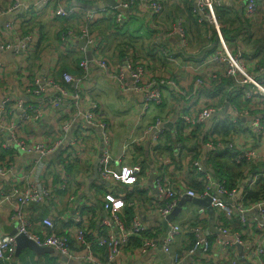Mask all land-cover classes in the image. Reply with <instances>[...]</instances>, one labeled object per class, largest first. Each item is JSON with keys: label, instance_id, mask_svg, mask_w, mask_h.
<instances>
[{"label": "built area", "instance_id": "2783aa9c", "mask_svg": "<svg viewBox=\"0 0 264 264\" xmlns=\"http://www.w3.org/2000/svg\"><path fill=\"white\" fill-rule=\"evenodd\" d=\"M114 1L116 7L105 6V1L101 0L87 8L74 0H0V21H3L0 26V79H13L21 93L13 96L0 92V150L38 157L36 163L24 171L16 170L12 163L0 157V179L9 178L8 183L0 181V211L6 203H11L13 209L9 219L15 224L16 231L15 235H0V261L12 258L16 235L24 234L38 246L50 247L72 261L81 259L74 245L86 261L96 264H116L117 261L128 264L160 246L171 264H178L182 253L175 250L174 244L178 237H182L191 246L189 253L200 251L207 258L212 243H215L217 255L222 257L241 246L243 260L264 264V197L246 204L241 196L244 187L256 189L264 184V168L259 166L258 170L240 180L241 185L238 181L231 188L214 176L210 167L203 166L202 161L190 158L185 168L194 171L200 189L176 187L168 174L176 170L178 159L187 152L182 140L177 138L178 131L171 153L158 152L164 131L161 122L156 121L144 132V137L149 136L150 159L158 172L155 174L156 194L146 203L136 202L130 194H116L115 188H131L140 169L128 164L122 165L117 172L112 169L119 159H115L110 151V126L100 119L95 104L81 100L83 94L88 93L83 82L92 66L104 71L121 90L131 89L141 95L139 117L146 115L152 105L161 103L164 98L162 89L166 88L170 95H180L186 102L178 117L177 128H182L184 138H190L193 130L199 128L202 131L217 112L218 97H203L202 91L218 85V90L230 95L226 103L229 116L213 126L223 122L237 129L227 139L207 130L203 134L206 135L203 146L220 156L218 160L230 156L234 164L260 165L264 159V0H167L174 6L187 9L200 27L205 41L202 52L212 48L198 61L184 58L189 55L190 36L183 19L178 18L169 28L157 26L156 19L166 12V2ZM131 9L146 11L147 26L155 30L157 56L191 74L187 90L168 77L152 78L148 71L150 64L138 62L127 46H122L119 63H108L105 59L106 42L96 34L94 26L110 19L120 28L126 21L124 13ZM46 14L61 21L58 46L63 53L79 56V76L63 72L54 77L60 53L57 57L54 47H44L37 25V19ZM222 15L237 18L239 15L243 23L236 24V18H231L232 22L224 21ZM71 18L78 19L77 25L65 22ZM172 37L178 39L179 53L166 44ZM5 54L14 64H7L1 58ZM150 62L153 63L151 59ZM38 66L45 70L43 75L35 69ZM52 109L59 110L52 128L53 135H36L35 127ZM76 120H80L79 124H75ZM94 131L101 136L96 164L99 182L96 184L105 191L97 195L101 210H96V215L88 211L91 205L83 202L80 190L74 189V179L68 172L69 166H75L85 157L83 139L93 135ZM138 141L133 135L127 139L125 157H130L131 148L143 140ZM55 153L57 156L51 158ZM55 175L56 180H53ZM62 195L67 200L65 210L58 209ZM184 196L199 200L209 198L214 216L224 224L234 223L235 227L223 225L210 242L194 222L181 225L170 221L166 233L160 237L157 225H147L139 217L140 211L146 216L165 218ZM113 198L119 206H126L131 211L128 223L118 217V206L111 203ZM31 204H44L50 208V216L39 223L45 228L42 236L28 233L32 222L24 216L23 209ZM204 213L203 206L198 205L195 214L202 216ZM93 219L95 230L90 228ZM62 225L66 228L60 231ZM70 236L76 244L71 243ZM135 239H139L141 245L131 249L128 244ZM101 250L106 255L102 262L97 256ZM218 262L216 264H220Z\"/></svg>", "mask_w": 264, "mask_h": 264}, {"label": "crops", "instance_id": "0c3cea01", "mask_svg": "<svg viewBox=\"0 0 264 264\" xmlns=\"http://www.w3.org/2000/svg\"><path fill=\"white\" fill-rule=\"evenodd\" d=\"M84 1L86 5H84V3L81 4L80 2H78V4L80 3V5L84 7L92 5L89 3L92 0ZM161 1L166 2L167 6L166 12L156 19L157 26L169 28L178 18L183 19L184 26L190 36L188 48L189 55L184 58L198 61V55L202 53V50H204L203 47L205 46V41L201 37L202 33L200 27L193 21L187 9L174 6L172 3H168L167 0ZM124 15L126 21L120 28H115L109 22L104 20L94 26V31L99 33V35L105 39V59L108 63H115V61H118L119 63V52L122 54V46H127L132 50L134 57L138 62L150 64L148 71L152 78L158 79L160 77H168V79L176 81L182 89L187 90L191 84V74L165 63L163 59L158 57L155 53V30L147 26L149 21L146 11L143 9L136 11L131 9L126 11ZM233 18L237 19L236 24L240 25L243 23V21L240 20L239 15L238 18L237 16ZM65 22L71 25H77L78 19L71 18ZM48 24L52 25V27H48ZM54 24H56V26L58 25V27L53 26ZM37 25L39 27L44 47H54L57 52V57L58 53H60L58 60L59 65L66 66L65 69H67L72 75L76 73L79 69L77 68L76 61H72V59L74 60L77 58L78 60L79 56L77 54L63 53L58 46V29L61 25V21L55 20L51 18L50 15L46 14L37 19ZM238 25H236V27H239ZM166 44H169L175 53H179L177 37H172L169 41L167 40ZM1 58L7 64H14L11 59L9 60L11 57L8 54L2 55ZM150 59L153 63L150 62ZM10 66L13 67V65ZM35 69L38 70L40 75H43L45 72V70L39 66ZM90 69L89 76L83 82L84 90L88 93L85 95L83 94L81 100L86 103L91 102L95 104L100 112V119L103 122L108 123L110 126V151L115 159H119L118 163L112 165V169L117 172L122 165L124 166L126 164L140 169L138 175H136V182L131 188L124 186L117 187L115 188V193L130 194L132 196L131 199L136 200V202L146 203L156 194L155 174L158 172L156 166L153 164L154 161L152 162L150 159V156L152 157V150H149V136L144 137V132L147 127H150L156 121L161 122L164 134L157 150L162 154H170L171 146L176 140L178 117L180 116V112L184 111V105H186V102L182 96L170 95L168 90L163 88L162 92L164 93V98L161 103L152 105L146 115L139 117L140 103L142 101L140 94L133 92L131 89L123 91L120 89L116 81L106 76L104 71L94 66L90 67ZM79 72L81 74L80 70ZM0 92L1 94L11 93L13 96H19L21 94L17 83L11 78L7 80L0 79ZM202 95L206 98L209 96L218 97V110L202 128L203 135L204 132L212 127L217 121L221 122L229 116V110L226 103L228 104L230 95L227 94V92H223L221 89L218 90L216 86H213L208 91H202ZM26 100H28V98ZM186 101L188 102L189 99H186ZM58 112V109H52L47 112L46 116L35 127L37 129L36 135H53L52 128L54 127ZM79 122L80 120H76L75 124H79ZM169 123H172L171 127L168 126ZM132 135L138 138L139 141H143L131 148L129 153L130 157H125L128 148L125 146V142ZM83 141L85 144V157L82 160H79L74 167L69 168L68 172L74 179V189L80 190V197L83 199V202L88 205H93L95 210L100 212L101 203L99 199H97V195L104 193V191H102L101 187H98L96 184L99 182V179L94 176V167L97 164L100 154L101 136L98 131H94L93 135L84 137ZM192 143L193 141L187 143L185 149L187 153H183L178 159L176 170H172L168 174L170 181L176 187L185 186L190 189H200V184L195 179L196 175L194 171H189L185 168L188 165V160L197 150ZM189 146L193 148V150H189ZM260 151L261 149L259 148V152ZM199 154L200 155L197 156V159L202 161V165L205 167H210L211 160H217L220 158V156L214 154L210 148L205 146H201ZM142 156L143 158L139 159ZM0 157L2 159L4 158L5 162L12 163L15 169L19 171L30 169L36 163L38 158L36 156L24 155L20 152L14 154L1 150ZM175 162L176 161H174V163ZM260 166L261 168H264V159L260 162ZM0 181L8 183L9 178H2ZM88 181L89 186L86 188V183ZM111 203H113L114 206H118V213L121 214L124 209L123 205L119 206V203L115 198L111 200ZM66 205L67 200L64 198V195H62L58 203V209L65 210ZM197 206L198 205L191 202L184 204L179 215L172 221L179 222L181 225L190 221L194 222L202 229L203 235L208 237L210 242L214 241V237L217 236L219 229L223 225L229 226L230 228L235 227L234 223L227 222V224H224L223 220L221 221L219 217L214 216L213 225L216 231L208 234L209 215L203 207L205 212L204 215L197 216L195 214V208ZM12 209L11 203H6L2 211H0V235H4L5 229L7 228H15V224L9 219ZM23 213L24 216L32 222L31 227L28 229V233L34 236H42L45 233V228L39 223L42 219L50 216V208L44 204H31L24 207ZM139 217L147 225H157L160 228V237L163 236L162 227L155 220L157 217L154 215L146 216L140 211ZM65 228L66 227L62 225L59 227V230L61 231ZM70 239L72 240L71 243L73 245L76 244L71 236ZM190 247L189 243L185 242L182 237L177 238L174 248L182 253L178 264H216L218 261L220 264H254L252 261L249 263L248 261L243 260V257L237 248L234 249V252L228 254L225 253L222 257H218L215 243H212V248L206 258V256H203L200 251L189 253ZM73 248L76 249L78 257H81L78 261H64L60 258V255L56 254V252L53 255L47 253L38 256L32 251L25 249L22 250L18 256L13 255L8 261H0V264H96L86 261L81 256L78 247L74 245ZM97 256L104 259L106 255L104 251H98ZM128 264H171V262L170 258L166 256L162 252L161 247L158 246L154 249H150L143 256L129 261Z\"/></svg>", "mask_w": 264, "mask_h": 264}, {"label": "trees", "instance_id": "16d2710c", "mask_svg": "<svg viewBox=\"0 0 264 264\" xmlns=\"http://www.w3.org/2000/svg\"><path fill=\"white\" fill-rule=\"evenodd\" d=\"M74 1L77 3L80 2L81 4H83L85 2L84 0H74ZM98 1H101V0L90 1L89 3H91L92 5H89L88 7L95 5ZM84 5H86V4L84 3ZM222 18L224 21L232 22L231 19L229 20L228 18L225 17V15H222ZM106 21L109 22L115 28H117L116 25L112 24L110 19L106 20ZM96 34L102 39V41H105V39H103L99 35V33H96ZM119 56L121 57L120 52H119ZM79 60H80L79 58H78V60H77V58H75L74 60L72 59V61H76L77 65H78ZM65 68H66V66L59 65L58 70L54 73V77L60 75L63 72H69ZM73 75L79 76L80 75L79 70L76 73H74ZM216 87H218V85ZM236 129L237 128L230 126V125H227L226 123L222 122L219 125L210 127L208 130L215 131L221 138L227 139L229 136L233 135V133L234 134L236 133ZM177 131H178L177 138H180L182 140L185 149H186L187 143L193 141L192 144L194 147L197 148V150L195 151V154H194L195 156L194 155L191 156V160L195 161L197 159V156L200 155L199 151L201 149V146H203V144L205 143L206 135L203 136L202 131L199 128L192 131L190 138H187V137L184 138L182 136L183 135L182 134V128H177ZM188 149L193 150V148H191L190 146L188 147ZM142 158H143V156L139 159H142ZM259 166L260 165H255V163L249 164L247 162H241L239 164H237V163L234 164V162H232V158L230 156H226V158L223 160H218V159L217 160H211V163H210V168H211L212 174L214 176L218 177V179L224 180L226 185L228 187H231V188H233L237 184L238 181L241 185L240 180L242 181V179H244L250 173L254 172L256 169L258 170ZM71 167H74V166H71ZM71 167L69 166V168H71ZM53 180H56V175L53 177ZM101 190L104 191V187H101ZM241 196H242V201L246 202V204L254 203L255 201H257L261 197H264V184L258 186L256 189H248L247 187H244L242 192H241ZM38 205H42V204H38ZM87 209L90 213H92V215H96L97 211L95 210L93 205H91ZM118 217L121 218L125 223H128L130 221V218H131V211L128 208H126V206H125L122 213L119 214ZM90 228L92 230L96 229L95 219L90 221ZM140 245H141V241L139 239H135L128 244V246L131 249L132 248L135 249V248L139 247ZM128 246L126 247V249L128 248ZM98 260L100 262H102V258H99ZM117 263H120V261H117L116 264Z\"/></svg>", "mask_w": 264, "mask_h": 264}, {"label": "water", "instance_id": "95a60500", "mask_svg": "<svg viewBox=\"0 0 264 264\" xmlns=\"http://www.w3.org/2000/svg\"><path fill=\"white\" fill-rule=\"evenodd\" d=\"M105 6H110V7H116L117 6V2L114 0H105ZM3 25V21H0V26ZM83 45V44H82ZM88 50H90V47H87ZM212 48H208L205 51H203L201 53V55L198 58H202L208 51H210ZM11 58H9L10 60ZM12 60V59H11ZM169 127L172 126V123H169L168 125ZM58 153H55V155L51 156V158H54L57 156ZM94 176L97 178V166L94 167ZM154 176V175H153ZM88 183L89 181L86 183V188H88ZM227 202H230L228 200H226ZM191 202L193 204L199 205V206H203L208 215H209V233H214L216 230L214 228L213 225V221H214V210L211 207V201L209 198H205L202 200L199 199H191L187 196L182 197V199L178 202L177 206L173 209V211L166 216L165 218H155V220L161 225L162 227V232L166 233L167 229H168V223L172 220H174L179 213L182 210V206H184V204ZM5 234H9V235H15L16 231L14 227L11 228H7L5 229ZM28 249L30 251H32L33 253H35L38 256L44 255V254H55V251L50 248V247H40L38 246L33 240H31L30 238H28L26 235L24 234H17L16 235V250L14 255L18 256L19 253H21L22 250ZM237 249L239 250V253L241 254L242 252V247L241 246H237ZM57 254V253H56ZM59 255V254H58ZM60 258L64 261H68L67 258L65 256H61Z\"/></svg>", "mask_w": 264, "mask_h": 264}, {"label": "rangeland", "instance_id": "374dc122", "mask_svg": "<svg viewBox=\"0 0 264 264\" xmlns=\"http://www.w3.org/2000/svg\"><path fill=\"white\" fill-rule=\"evenodd\" d=\"M186 11H187V10H186ZM225 17L228 18V19L230 20L231 18L234 17V15H225ZM49 26L52 27V25H49V24H48V27H49ZM53 26L58 27V25L56 26V24H54ZM233 27H235V26L233 25ZM117 46H118V45H117ZM237 172H238V171H237ZM196 209H197V207L195 208V210H196Z\"/></svg>", "mask_w": 264, "mask_h": 264}]
</instances>
